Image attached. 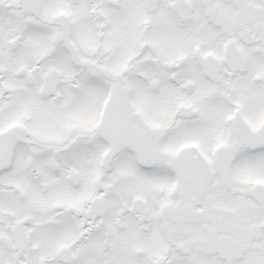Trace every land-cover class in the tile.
<instances>
[{"label": "snow or ice", "instance_id": "snow-or-ice-1", "mask_svg": "<svg viewBox=\"0 0 264 264\" xmlns=\"http://www.w3.org/2000/svg\"><path fill=\"white\" fill-rule=\"evenodd\" d=\"M0 264H264V0H0Z\"/></svg>", "mask_w": 264, "mask_h": 264}]
</instances>
